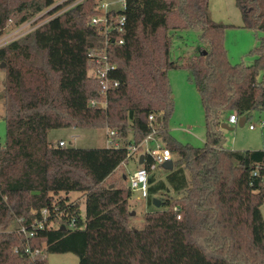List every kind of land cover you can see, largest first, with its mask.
Segmentation results:
<instances>
[{"label":"trees","instance_id":"1","mask_svg":"<svg viewBox=\"0 0 264 264\" xmlns=\"http://www.w3.org/2000/svg\"><path fill=\"white\" fill-rule=\"evenodd\" d=\"M100 1L0 0V37L47 9L50 16L0 46L6 74L0 264H48L52 253H74L79 264H264V149L226 148L222 127L231 114L246 123L252 110L264 111V37L251 52L253 63L234 64L223 38L228 24L213 18L210 0H126L125 9L108 12L114 23L126 17L125 31L114 27L108 43L116 66L110 77L119 84L108 90L105 106H92L104 99L100 80L88 74L90 49L106 40L102 26L91 24ZM235 3L244 28L264 30V0ZM183 29L200 31L208 48L174 60L171 31ZM180 68L190 72L201 97V147L170 134L169 70ZM151 114L174 168L165 178L150 171L148 210L137 227L129 175L105 181L129 159L128 146L151 132ZM64 127L116 130L122 145L80 148L50 139L52 129ZM43 208L49 210L44 228L32 235L10 229L22 218L27 226L43 219ZM28 245L40 254L29 255Z\"/></svg>","mask_w":264,"mask_h":264},{"label":"rangeland","instance_id":"2","mask_svg":"<svg viewBox=\"0 0 264 264\" xmlns=\"http://www.w3.org/2000/svg\"><path fill=\"white\" fill-rule=\"evenodd\" d=\"M56 5L61 4L65 0H55ZM109 3L111 9L120 10L123 7L122 0H101ZM99 4V5H100ZM210 8L213 11L214 19L219 22L228 24L223 33L224 44L228 52V56L232 63L251 64L255 61L256 56L252 54V50L260 43V39L264 37V30L252 31L242 26L243 19L235 0H210ZM49 10H45L37 15L31 21L23 24L18 28H7L0 37L2 42L9 41L20 37L30 31L33 26H37L50 18L47 15ZM101 12H103L101 10ZM34 22V23H33ZM29 23V24H28ZM27 24V25H26ZM27 31V32H26ZM173 35L171 58L180 59L181 56L188 58L190 55L204 51L208 48L206 43L200 39V31L195 29H183L171 31ZM16 36V37H15ZM264 74L261 73L260 77ZM6 74L0 69V92L4 87ZM169 80L173 91L174 110L169 119L170 134L172 137L182 144H190L195 146H204L206 139V120L202 106L200 94L192 80H190V72L187 69H171L169 70ZM264 121V111L254 109L249 113V118L244 125L229 124V128H225V147L228 149H255L264 148V128H261V122ZM250 124L255 125V129H250ZM51 140L58 142L64 140L68 146L80 148H93L106 145L107 128H79L64 127L52 129L49 133ZM6 141V122L4 120V104L0 99V145L3 146ZM139 165L136 157L129 158L122 166L109 177L105 183L110 184L116 180H120L121 174L133 173ZM158 178H165L168 172L163 166H159L154 170ZM127 185V182L125 183ZM72 199L79 198L83 201L84 197L78 192H71ZM264 216V205L262 206ZM131 214L133 215L132 223L137 227L143 226V215L148 210L147 199L142 198L138 192H133L131 198ZM135 212L134 214L132 212ZM82 212H85V204L82 205ZM19 222L15 221L11 230H16ZM48 264H79V258L74 253H52L47 255Z\"/></svg>","mask_w":264,"mask_h":264},{"label":"built area","instance_id":"3","mask_svg":"<svg viewBox=\"0 0 264 264\" xmlns=\"http://www.w3.org/2000/svg\"><path fill=\"white\" fill-rule=\"evenodd\" d=\"M123 7L126 8V0H122ZM101 12L99 15H96L92 18L91 24L100 25L103 28V33L105 34V42L103 47H93L90 49L88 53V74L94 78H98L102 85V95L104 97L103 100H91L90 104L92 106H105L106 105V96L108 90L111 87L118 86L119 81L110 77V72L115 69V64L110 61L109 53H108V43L109 36L112 29L115 27L119 32H124V24L126 21L125 15H121L120 17L115 19V23L109 20L108 12L110 11L109 3L102 2L99 5ZM30 23V22H29ZM28 23V24H29ZM34 23V22H33ZM31 24V23H30ZM27 25V24H26ZM36 26H33L34 29ZM27 32V31H26ZM29 32V30H28ZM16 37V36H15ZM18 38V37H16ZM3 39H0V46L6 44V42H2ZM124 39H120L119 43H123ZM156 119L154 114L149 116V120L151 121V132L138 144L132 143L128 146V158L136 157L139 161L140 156L144 155V163L137 167V169L129 174L128 176V184L130 189L133 192H138L142 198L147 199L149 196V175L150 171L156 170L159 166H163L165 163L173 160V154L171 150L164 146L163 141L157 137V128L153 124ZM239 116L237 114H231L228 118L230 124H238ZM158 122V121H157ZM261 128H264V121L261 122ZM255 125L250 124V129H254ZM116 130H107V139L106 146L108 147H120L122 145L120 139L117 137ZM67 143L62 140L60 141V145H66ZM1 146V145H0ZM37 210H33V213H36ZM41 214L43 219L35 220L30 226L24 224V220L19 219V231L24 232L27 235H32L35 229H41L45 227V222L48 219V208L41 209ZM75 221L70 223V226H75ZM32 229V230H31ZM26 252L31 255L40 254L39 249H33L30 245L26 247Z\"/></svg>","mask_w":264,"mask_h":264},{"label":"water","instance_id":"4","mask_svg":"<svg viewBox=\"0 0 264 264\" xmlns=\"http://www.w3.org/2000/svg\"><path fill=\"white\" fill-rule=\"evenodd\" d=\"M2 67H4V63L2 64ZM245 120H246L245 116L241 117L239 119V124L240 125H244ZM157 121L160 122L161 121V117H158ZM222 127L223 128H229V125L227 123H223ZM143 163H144V155H141L140 159H139V164H143ZM163 167L165 169H167V170H172L174 168V160H170L169 162L165 163L163 165ZM153 203H154L155 206H159L160 205V201L157 198L153 199ZM132 213L134 214L135 212L133 211ZM62 229H65V225L64 224L62 225Z\"/></svg>","mask_w":264,"mask_h":264},{"label":"crops","instance_id":"5","mask_svg":"<svg viewBox=\"0 0 264 264\" xmlns=\"http://www.w3.org/2000/svg\"><path fill=\"white\" fill-rule=\"evenodd\" d=\"M211 12H212V16H213V18H214L215 16H214V14H213V11L211 10ZM215 18H216V17H215ZM228 118H229V117L227 116L226 119H225V122H224V123H227V124L229 125L230 123H229V121H228ZM244 124H245V123H244ZM232 125H233V124H232ZM224 129H225V128H223V130H224ZM254 129H255V128H254ZM224 132H225V130H224ZM250 149H255V148L251 147ZM262 149H264V148H262Z\"/></svg>","mask_w":264,"mask_h":264}]
</instances>
